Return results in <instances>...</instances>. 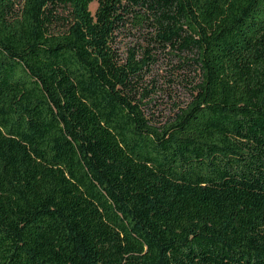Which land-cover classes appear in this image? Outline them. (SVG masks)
<instances>
[{
	"label": "trees",
	"instance_id": "16d2710c",
	"mask_svg": "<svg viewBox=\"0 0 264 264\" xmlns=\"http://www.w3.org/2000/svg\"><path fill=\"white\" fill-rule=\"evenodd\" d=\"M0 264H264V0H0Z\"/></svg>",
	"mask_w": 264,
	"mask_h": 264
},
{
	"label": "rangeland",
	"instance_id": "374dc122",
	"mask_svg": "<svg viewBox=\"0 0 264 264\" xmlns=\"http://www.w3.org/2000/svg\"><path fill=\"white\" fill-rule=\"evenodd\" d=\"M89 9L94 12L96 2L91 3ZM134 47L138 53H142L147 43L139 37L124 38L120 45L122 56L126 57L129 49ZM155 60V64L146 77L149 98L152 100L146 110L149 116H154V122L163 124L178 111L177 107L182 108L189 103L191 98L188 83L194 76V72L188 69H177L179 60L168 53H158Z\"/></svg>",
	"mask_w": 264,
	"mask_h": 264
}]
</instances>
